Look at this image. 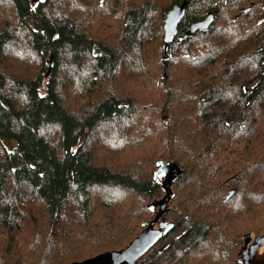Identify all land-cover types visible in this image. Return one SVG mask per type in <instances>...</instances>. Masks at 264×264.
Returning <instances> with one entry per match:
<instances>
[{
  "label": "trees",
  "instance_id": "16d2710c",
  "mask_svg": "<svg viewBox=\"0 0 264 264\" xmlns=\"http://www.w3.org/2000/svg\"><path fill=\"white\" fill-rule=\"evenodd\" d=\"M184 1L0 0V264L122 249L154 218L157 160L185 172L143 264H234L264 234V6L244 39L215 33L233 0H187L179 35L217 20L165 54Z\"/></svg>",
  "mask_w": 264,
  "mask_h": 264
},
{
  "label": "water",
  "instance_id": "95a60500",
  "mask_svg": "<svg viewBox=\"0 0 264 264\" xmlns=\"http://www.w3.org/2000/svg\"><path fill=\"white\" fill-rule=\"evenodd\" d=\"M43 0H31L34 5ZM105 0H101L104 3ZM188 2L174 6L167 14L164 30V52L168 53L169 46L175 40L180 42L193 38L197 33L209 32L217 20V11L208 13L202 20L194 21L183 35H179L178 26L186 14ZM251 9H244L241 13H248ZM182 169L174 161L157 160L154 164L153 183L159 184L164 192L163 197L154 199L148 209L154 213L149 222L132 241L120 250L108 251L93 258L71 264H143L146 255L156 247L175 227V223L168 221L171 203L174 198V185L184 176ZM234 264H264V234L261 236L245 234L243 245L237 254Z\"/></svg>",
  "mask_w": 264,
  "mask_h": 264
},
{
  "label": "rangeland",
  "instance_id": "374dc122",
  "mask_svg": "<svg viewBox=\"0 0 264 264\" xmlns=\"http://www.w3.org/2000/svg\"><path fill=\"white\" fill-rule=\"evenodd\" d=\"M106 1V0H105ZM234 2H235V4H234V7L229 11V13L227 12L226 13V16H224V17H227V19L229 20V22L228 23H225V22H219V21H217V23H216V25H215V33L219 30V29H221V28H223L224 30H226L227 31V33L229 34V35H231L232 33H233V30H234V32L236 33V31H235V29L237 28V27H240V26H243V28H242V31H243V34H242V37L244 38V39H247V38H249V36H250V30H251V28H252V26L255 24V22H256V20H258V21H260V14H261V9L263 8L262 6H264V0H233ZM99 3H100V0H99ZM261 3H262V5H261ZM103 4V3H102ZM93 7H94V5H93ZM89 8H92V5L91 6H89ZM251 9L249 12H252V15L250 16V18H248V17H245V16H243L242 15V13H241V10L243 9ZM10 11H9V9L7 8V9H5L4 7H2L1 9H0V13H1V15H3V17L4 16H6V15H9L10 13H9ZM248 12V13H249ZM199 14V13H198ZM237 16H239V18H237L238 19V23L239 24H235L234 22H232L233 21V19L235 18V17H237ZM251 20H253V22L251 21ZM104 23L105 24H107V25H109V26H113V24L115 23V17L114 16H110L109 17V20H108V22H107V19H104ZM116 24H117V26H118V22L116 21ZM245 26H249V27H245ZM213 34V33H212ZM256 35H253L252 37H255ZM20 37H22L21 35H20ZM249 40H251V38L249 39ZM252 41V40H251ZM230 43L232 44V41L230 40ZM243 45L241 44V47H242ZM54 61H52V65L54 64L53 63ZM145 65H146V69L148 70V69H154V67H155V60H145ZM12 67L16 70V68H17V70H18V72H20V71H23V70H25V68H24V66H23V64H21L20 63V61L19 60H17V64L15 65V63H13V65H12ZM161 148V147H160ZM170 161V160H169ZM156 162V161H155ZM175 186V185H174ZM162 191V190H161ZM163 192V191H162ZM163 195H164V192H163ZM163 195L162 196H160L159 198H156V199H160L161 197H163ZM174 195H176V192H175V187H174ZM175 197V196H174ZM174 199V198H173ZM154 201V199L151 201V203ZM150 203V204H151ZM171 208H172V203H171ZM169 218V217H168ZM153 219V218H152ZM151 219V220H152ZM150 220V221H151ZM252 235H254V234H252ZM243 244V243H242ZM126 246V245H125ZM124 246V247H125ZM240 249V248H239ZM239 252V251H238ZM238 254V253H237ZM236 259H237V256H236V258H235V261H236ZM87 260V259H86ZM234 261V262H235Z\"/></svg>",
  "mask_w": 264,
  "mask_h": 264
}]
</instances>
